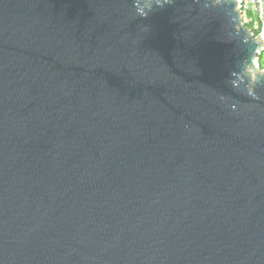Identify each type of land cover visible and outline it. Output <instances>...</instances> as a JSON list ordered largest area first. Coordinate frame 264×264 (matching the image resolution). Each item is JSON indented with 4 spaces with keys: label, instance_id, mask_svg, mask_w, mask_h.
<instances>
[{
    "label": "water",
    "instance_id": "water-1",
    "mask_svg": "<svg viewBox=\"0 0 264 264\" xmlns=\"http://www.w3.org/2000/svg\"><path fill=\"white\" fill-rule=\"evenodd\" d=\"M126 2L0 0V259L264 264V110L214 96L250 102L231 45L192 0Z\"/></svg>",
    "mask_w": 264,
    "mask_h": 264
},
{
    "label": "clouds",
    "instance_id": "clouds-1",
    "mask_svg": "<svg viewBox=\"0 0 264 264\" xmlns=\"http://www.w3.org/2000/svg\"><path fill=\"white\" fill-rule=\"evenodd\" d=\"M129 16L147 19L166 8L175 9L178 0H127ZM185 17L196 12V18L219 24L218 39L231 45L225 64L224 85L238 96L249 99L241 103L234 96L215 92V100L233 114L252 112L264 104V0H192ZM145 30L147 26H142ZM0 264L4 261L0 259Z\"/></svg>",
    "mask_w": 264,
    "mask_h": 264
}]
</instances>
